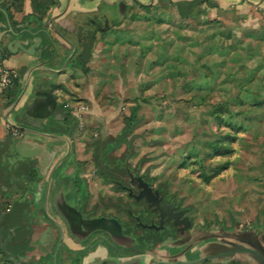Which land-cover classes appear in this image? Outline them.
Segmentation results:
<instances>
[{
	"label": "rangeland",
	"instance_id": "1",
	"mask_svg": "<svg viewBox=\"0 0 264 264\" xmlns=\"http://www.w3.org/2000/svg\"><path fill=\"white\" fill-rule=\"evenodd\" d=\"M240 22L161 9L129 17L111 33L83 81L88 107L72 110L68 140L88 168L90 199L113 191L90 176L93 146L98 156L113 149V158L130 148L131 168L141 163L201 229L264 227V19ZM134 109L138 125L123 142Z\"/></svg>",
	"mask_w": 264,
	"mask_h": 264
},
{
	"label": "crops",
	"instance_id": "2",
	"mask_svg": "<svg viewBox=\"0 0 264 264\" xmlns=\"http://www.w3.org/2000/svg\"><path fill=\"white\" fill-rule=\"evenodd\" d=\"M161 9L171 10L182 18L235 17L244 25L258 24L264 19V0H0V31L14 34L9 35L7 41L22 39L30 46L35 38L42 39L33 56L19 52L0 59L1 66L19 74L15 86L0 94L1 204L12 209L22 196L20 182L36 162V159L26 160L15 155L14 145L21 140L47 145L57 153L53 163L63 159L67 154L62 139L71 140L72 137V131L68 132L72 109L83 107L87 110L88 106L82 101L85 97L81 96L87 97L90 93L82 84L99 64L100 51L110 42L111 33L123 26L129 17ZM105 29L108 30L105 32ZM86 59L87 73L78 65ZM45 89H50L57 101L55 113L44 119L27 116L26 110L39 109L37 105L30 108L29 104L39 99L35 93ZM22 93L24 95L17 104ZM96 151L93 146L90 176L98 177L103 184L113 188L96 168ZM78 162L73 154L67 166L64 164L58 172L60 187H68L67 197L71 200L77 198L79 181L88 177V168L80 167ZM115 198L113 188L110 195H100L99 199ZM13 248L20 256L35 249L32 239L22 252L16 244ZM1 259L0 254V264H3Z\"/></svg>",
	"mask_w": 264,
	"mask_h": 264
},
{
	"label": "flooded vegetation",
	"instance_id": "3",
	"mask_svg": "<svg viewBox=\"0 0 264 264\" xmlns=\"http://www.w3.org/2000/svg\"><path fill=\"white\" fill-rule=\"evenodd\" d=\"M71 131L70 125L68 132ZM62 140L66 144L64 153L67 155L53 163L56 151L49 149L47 145L44 146L52 153L51 166L45 172L41 171L43 160L37 158L31 172L20 182L22 196L17 203L12 209L0 203V219L3 214L0 224L3 239H10L8 251L20 264H109L110 261H116L118 264H193L201 259H205L201 264H260L249 256H219L222 249L216 245L224 243L216 242L214 239L206 241L201 227L195 225L190 216L191 209L182 201L176 200L164 187L165 192L155 186L154 181L144 172H140L141 176H145L144 181L153 190H158L162 197L159 207L165 205L177 207L176 213L184 211L180 220L188 218L191 221L192 226L186 234L181 232V226H174L167 222L166 218L165 223L161 225L159 211H154L156 209L154 206L147 207L144 203H136L128 191L116 187L115 184H113L115 199L94 201L89 199L90 189L87 180L81 179L76 186L78 188L76 200L69 199L68 187H60L58 181L59 170L64 164L67 166L72 155L68 148V139ZM107 171L125 185V171ZM133 190L138 193L136 188ZM37 191L40 195L38 198L35 197ZM65 205L75 208L84 220L101 217L117 219L122 224L126 241L114 242L101 232L87 234L84 230L73 231L61 213V208ZM132 216L139 217L142 223L148 224V236L147 232L135 230L136 220ZM30 239L34 242V252L26 253L24 256L18 255L13 244L22 252ZM259 252L262 254V251ZM0 254L3 264H11L6 261L1 251Z\"/></svg>",
	"mask_w": 264,
	"mask_h": 264
},
{
	"label": "water",
	"instance_id": "4",
	"mask_svg": "<svg viewBox=\"0 0 264 264\" xmlns=\"http://www.w3.org/2000/svg\"><path fill=\"white\" fill-rule=\"evenodd\" d=\"M107 30L108 29H105V32ZM9 35L13 36L14 34L11 31L5 33L0 31L1 60L5 58L7 54L14 56L19 52L33 56L36 54L37 49L42 43L41 38H35L30 46H28V43L22 39H12L7 41ZM23 95L24 93L19 97L17 104L22 99ZM35 97L39 99L32 100L29 105L30 108L37 105L39 109L33 107L35 109H33L34 111L26 110V115L39 119L52 117L57 107V101L52 91L50 89H45L39 93H35ZM14 154L26 160L41 158L43 161L40 170L43 172H45V170L52 164V153L48 152L46 147L35 145L25 140L18 141L14 145ZM121 167L126 173V180L124 181L125 185H123L122 181H113V184H115L116 187L128 191L129 196L132 197L136 203H144L147 207L154 206L156 208L154 211H159L161 225L165 223L164 219L166 218V221L171 222L174 226H181V232L186 234L187 230L191 228L192 223L188 218L180 220L184 211L176 213L175 211L177 207L168 205L159 207V201H161L162 197H160L158 190H153L150 185L144 181L145 176L140 175L141 168L138 167V169L134 171L130 167H127L125 163H122ZM133 188H136L138 193H136ZM39 196V191H37L35 197L38 198ZM61 213L69 222L73 231L84 230L87 234L101 232L108 235L114 242L123 243L127 239L124 235L122 224L115 218L101 217L93 220H84L80 212L67 205L61 208ZM2 217L0 219V224ZM132 218L136 220V225L134 226L135 230L147 232L146 236H148V224L142 223L139 217L136 218L135 216H132ZM201 232L205 234L206 241L214 239L216 242L224 243V245H216L218 248L222 249V253L219 256H249L253 257L260 264H264V227L261 229L250 228L244 231H232L227 233H212L204 229H202ZM9 241L10 239H3V230L0 228V251L6 257V261L11 264H20L19 260L8 251L7 245ZM259 251H262V254ZM203 261H205V259L195 261L193 264H201ZM108 263L118 264L116 261H110Z\"/></svg>",
	"mask_w": 264,
	"mask_h": 264
},
{
	"label": "trees",
	"instance_id": "5",
	"mask_svg": "<svg viewBox=\"0 0 264 264\" xmlns=\"http://www.w3.org/2000/svg\"><path fill=\"white\" fill-rule=\"evenodd\" d=\"M93 40H94V38H93ZM86 62H87V59L84 60L81 63H78V65L82 68V70L85 73H87L89 71L88 69L84 68V64ZM124 123H125V126L122 129V131H121L122 132L121 138H119V139H123L122 140L123 142L126 140V138L129 135L132 134V132L134 131L135 127L138 125V116H137V111L135 109L130 113V115L128 117L125 118ZM97 147H96V149L98 150ZM212 148H211V150L214 152L215 155L221 156V155L224 154L223 152L220 153V151L217 148H214V147H212ZM112 152H114L113 149L106 148L100 154V156H98L96 154L95 163H96V168L99 170V173L104 177L105 181L106 182H110V183L113 184V181H121V180L118 179V178H115V176L110 174L107 170H110V171L116 170L118 172H122V171H124V169H122V167H121L122 163H125V165L127 167L131 168V166L129 165V162L131 161V159L134 156H133L132 149H130V148L127 149V152L121 158H113V157H111V153ZM141 166H142L141 163H139V165L137 166V169H138V167L141 168ZM218 172H220V170L219 171H215V174L212 175V176H215V177L218 176L217 174H220ZM206 178H208L207 175H206ZM160 189H162V191L165 192L163 187H160Z\"/></svg>",
	"mask_w": 264,
	"mask_h": 264
},
{
	"label": "built area",
	"instance_id": "6",
	"mask_svg": "<svg viewBox=\"0 0 264 264\" xmlns=\"http://www.w3.org/2000/svg\"><path fill=\"white\" fill-rule=\"evenodd\" d=\"M18 79L19 74L17 71L13 69H7L0 64V94H3L4 92L12 89ZM80 108L83 109V107Z\"/></svg>",
	"mask_w": 264,
	"mask_h": 264
}]
</instances>
